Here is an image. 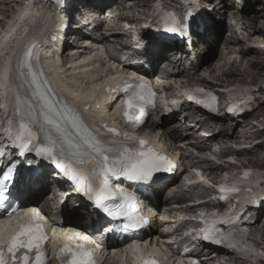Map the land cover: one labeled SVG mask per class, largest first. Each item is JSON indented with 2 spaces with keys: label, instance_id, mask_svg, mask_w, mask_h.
<instances>
[{
  "label": "bare ground",
  "instance_id": "6f19581e",
  "mask_svg": "<svg viewBox=\"0 0 264 264\" xmlns=\"http://www.w3.org/2000/svg\"><path fill=\"white\" fill-rule=\"evenodd\" d=\"M2 1V2H1ZM11 1H13L11 3ZM25 0H0V6H7V8H0V70L3 71L1 78H0V86L3 88V90H5L6 87V81H5V73L6 70L8 69L9 65H10V55L9 53H12V48H16L18 46L17 49V55H16V61L17 63H19L20 59L23 58V56H25L28 52V46L29 44L33 41V39H29L28 42L25 44L24 40H23V36H26L27 31L30 30L28 36L39 33V27H41L45 22L41 21V19H37L39 16L43 15L45 12L38 9V8H33L32 5L30 4V2L35 1V0H27L28 3L25 4L24 3ZM85 3H89V0H83ZM96 1V0H94ZM134 1V3L132 4V6H129V8H123V3H120L121 10L122 11H130L128 13L131 14V16L129 15H124L122 14V17L119 18V21L114 23L113 25H106L107 27H105L108 31L107 33L111 32L108 36H106L105 33V29L103 30L102 35L100 34V32H98L99 27L101 25V20L99 21V23L94 25V31L95 34H99L98 36L95 37V35L91 38V35H86L84 36V34H82L81 32H74V36L78 37L79 40L76 41L75 47L72 48L73 46L67 48L69 50V52H73V54L71 56H69V54H65L62 58L61 61H67L69 63V68L68 69H62V70H57L56 72L59 74V76L63 77V81L66 82L67 84H72L74 83L75 86H82L83 84H85L88 80H94L97 78L98 76V72L102 71L105 67H103L101 70L95 69L93 68V64L94 62H98L99 61V56L102 54V52L98 49H93L95 47H101L104 46L103 49V53H105V49L108 51H113V52H117L118 50L115 49L114 45L117 44L119 42V40H122V38H126L128 39L131 34H133V25H135L134 28V33L135 34H139V26L142 23H147V19L144 17L141 19V17H139L140 19L136 18V15L133 13V10H135L136 8H142L145 7L146 10V14L145 16H147L151 6L153 4H155L156 0H139V1ZM2 3V4H1ZM15 4L16 7H13V5ZM89 7L97 9L98 11L102 8L101 5H95V6H91L89 5ZM230 7H228V5H224L221 9H223V14H225ZM16 10L18 11V13L15 15L14 12H16ZM249 10H251L250 8L247 9H243L242 14H238L241 16L240 20H245L247 21V25H246V41L248 42H253L256 44L259 43H263L264 44V23H262L261 19L259 17H256L252 14V12H249ZM13 11V12H12ZM148 11V12H147ZM12 12V14H10ZM10 14V15H9ZM28 16H25L27 15ZM200 14V13H199ZM46 15L48 16V12L46 13ZM260 16H261V12H260ZM6 19H5V18ZM13 17H15V20L19 19V22H24V26L21 27L18 24H13ZM203 19V16H200ZM111 18V17H110ZM261 18H263L261 16ZM46 17L43 19L45 20ZM97 19V18H96ZM264 19V18H263ZM8 20V22H6ZM208 21V19L204 20L203 22L206 24V22ZM236 24V22H234ZM9 25L6 29L4 28V25ZM128 27V28H126ZM232 30H236V29H232ZM205 32H208L209 34H214L215 32H211V28L210 25H208L206 27ZM153 34V33H152ZM237 32L235 31H231L230 36L226 39L225 41V50L228 51L231 54H236L237 55V59L233 60L231 62V64L229 65V68L226 71H223V74L221 76V78H217V80L222 84L223 88H226L227 86H236V83L238 82L237 77L240 75H243L242 73H244L243 71H241L238 67H242L244 66V64L246 65L247 62H251L252 63H257L255 65V69L257 70V65H258V61H259V57L258 55L262 56V53L264 52V48H253V47H242L240 48V50L235 52V49L233 46L236 45H242V43L244 41H242L240 38L237 37ZM259 35V36H258ZM70 36V35H69ZM258 36V37H256ZM150 40L152 42H157L158 39L157 37H154V34L152 36H145V42L143 44V49L145 50L144 53V57L147 58V62L151 65V69H150V73H154V66L158 68L157 62L154 61L153 59H149L148 55H146V53H148V51H151V48L149 47V45H146V40ZM202 40L206 41L205 36L202 37L197 41V44L201 43ZM88 42L89 46H82L81 42ZM66 42V41H65ZM79 42V43H78ZM136 42H139V38H131V44H136ZM133 44V45H134ZM149 44V42H148ZM257 51V52H256ZM256 52V53H255ZM136 54H138V50L135 51ZM253 54L252 56L254 57V59L250 60V56H246L248 54ZM113 55V60L116 59L119 55H114V53H112ZM256 55H257V60L256 59ZM160 56H162V54H160ZM165 56H163L164 58ZM36 58V54L33 50L31 57H30V61H31V65H33V60ZM78 60V61H76ZM119 62H122L121 60H118ZM256 61V62H254ZM178 62L176 61L175 64H177ZM45 64H48L47 62ZM203 64V62H199L197 63V65H193V63L191 64V66L193 67V71H195V74H198L202 71H205V69H210L211 64L205 63V68L201 67ZM229 64V63H228ZM262 65H264V58L261 62ZM240 65V66H239ZM260 67V66H258ZM113 68V67H112ZM178 68H181L180 66ZM125 69V68H124ZM140 67L136 66V69L133 70L135 72H140L139 71ZM78 70V71H76ZM260 70V69H258ZM185 68L182 70H179V72H175V73H165V74H161V78L164 79L166 81V83H168V81H180L181 78H185L188 76V74H186L185 72ZM258 72L257 71L255 76H252V83L254 84H258L261 85L260 83L256 82V77L258 76ZM21 78V81L23 83V91L22 92H17L18 96L20 98H22L24 100V102L26 103V110L28 112L29 115H35V113H30V104L33 103V97L29 92V89L26 87V85L28 84V80L27 78H25L24 76H22V74H20L19 72H17ZM262 73V72H261ZM216 74V72H215ZM78 76V77H77ZM149 76V74H148ZM219 76V75H218ZM213 77V76H212ZM215 78V77H214ZM213 78V79H214ZM216 79V78H215ZM54 80H56V78H54ZM260 81V80H259ZM194 81H190L188 82V84L193 83ZM204 84H202L201 86H206L209 87L210 89L216 90V87H212L211 88V83L208 79L204 78L203 81ZM181 83V82H180ZM161 84H165V83H161ZM47 85V84H46ZM181 88V87H180ZM172 90V86H170L167 91ZM261 92L264 91V88H261L260 90ZM48 92L49 95L53 96V98L55 100L59 101V106L61 108H64L65 106H67V109L71 110L72 114L78 119L81 117L84 119V114H82L80 112V110L78 109L76 103L74 104H70V102L68 101L69 104H67V102H65L64 98L61 96V94H59L55 89L51 88L48 84ZM66 94L71 98L72 100V92L68 91V89L66 90ZM233 95H237L236 93ZM76 106V107H74ZM184 110V108H183ZM189 110V109H188ZM186 110V114L187 111ZM106 107L105 104H102V107L100 110H95V111H89L87 113V115L92 118L94 115H99V116H106ZM174 114V111H173ZM186 114L183 113L182 116H186ZM174 116H170V118H167V120H173L174 121ZM185 119H187V123H190V121L193 119L191 116H186ZM158 122H153V119H150V121L148 122V128L151 129L152 131H161L162 129H164V127H166L167 121L164 120V118H162V123ZM224 122L223 118H220V121L218 122L217 125H213L210 122H207L204 126L205 127H209L216 129V127L219 129L220 125H222ZM181 122H178V124H180ZM185 124V125H186ZM241 123H236V125H234V127H226L224 126V128L219 132V131H212V132H216V135L214 137H211L212 134H210L211 130H208L207 132H209V134H207V136L209 138H206L200 145H197L196 148L193 147L191 145V147L195 148L197 151L206 154L208 151H212V147L214 146H222L223 144H228L229 142H233L236 139H240V137H236L237 134V130L238 128L241 127L240 125ZM253 123H248L247 127L252 128V130L256 129V126L252 125ZM212 127H211V126ZM183 126V125H182ZM205 129V128H204ZM189 132V131H188ZM167 134L169 137H171L172 140L174 141H178L181 140L182 142L185 143H189L191 144V140H188V137H184L183 132L182 131H178V130H170L167 131ZM192 134V133H191ZM152 138H154V136H152ZM253 139V136L248 137L247 141H251ZM173 148V147H172ZM180 148V147H179ZM178 148V150H180ZM264 150V142L255 145L253 147L250 148H245L242 149L240 151L235 150V148H226L221 150V152L219 153V160H224L227 159V157L229 156H235L237 157V160H240L243 156L248 157L249 156V162L246 164L244 163V165H248V166H254V167H259V166H263V164H260L259 162V157H262V152ZM170 151L174 152V149H170ZM177 155H181V160H187L188 157L185 155V153H177ZM254 160H256L257 162H255ZM264 161V158L262 159ZM209 166H211L213 168V173L215 174V177H218V172H225L226 170H228V168H232L233 166L229 163H227L225 161V163H221L220 165L216 164V163H211L208 162ZM257 164V165H256ZM45 188V186L40 183V188L36 187L32 190L29 191V197H34L36 195V191H42ZM181 197L175 196L172 199L168 198L165 200L167 201V203L169 201H177L179 200ZM181 200V199H180ZM164 201V202H165ZM159 206V203L157 204V208ZM76 214V213H74ZM81 215H91L90 212H88V208L85 207L83 208V210L80 213ZM171 215H173V213H171ZM164 223H168V220H164ZM168 225V224H165ZM256 228V227H254ZM262 233H263V237H264V225L262 226ZM5 231V227H0V235L3 234V232ZM163 238H168L163 236ZM138 252L140 253V257L143 256L144 251L141 252V250H139L137 248ZM135 255H137V253H134ZM213 262V260H212Z\"/></svg>",
  "mask_w": 264,
  "mask_h": 264
},
{
  "label": "snow or ice",
  "instance_id": "6c2138e0",
  "mask_svg": "<svg viewBox=\"0 0 264 264\" xmlns=\"http://www.w3.org/2000/svg\"><path fill=\"white\" fill-rule=\"evenodd\" d=\"M191 15V12H187L184 14V18L181 19L175 12L169 13L166 30L172 33L185 31L189 27L187 21ZM30 55L31 52L29 51L26 56ZM27 66L31 69V65ZM21 74L23 75V73ZM31 86H33L31 95L34 99L29 108L30 113L36 115H30L29 123H21L16 133L15 140L19 141L16 146L19 147L20 154L23 155L25 151L36 150L38 155L50 160L65 176L75 181L78 185V191L86 188L87 191L92 192L95 197V206L103 209L108 215L123 214L120 210L114 212L106 206L105 202L115 194L109 185V175H122L129 180L147 182L152 179L153 173L168 171L174 167L172 161L160 156L152 149H148L147 152L141 151L139 154L125 150V156L118 164L110 161L106 153L112 151V149L106 147L99 138L82 128L71 110L67 109V106L61 108L59 101L55 100L44 89L36 73L31 74ZM139 87L144 88L146 86L139 85ZM140 99H143V97L141 96ZM128 106L132 107V100L128 101ZM125 115L128 116V113L126 112ZM143 115V110H141V116ZM37 116L40 119H37ZM128 118L131 119L132 117L128 116ZM33 123L39 124L38 131H33L31 126ZM5 131L11 135L10 129H5ZM38 132L44 136L43 141L39 143H37ZM53 132L58 135L53 136ZM77 136L80 137L82 142L77 141ZM139 143L144 145L146 141L141 140ZM66 160L69 162L66 163ZM72 160H75L79 166L74 167L70 162ZM92 163H95L100 169L102 179L98 184L94 182L90 171L85 168L86 164ZM245 175H248V173L246 172ZM5 179H8V177H5ZM2 193L3 186L0 183V204H3L6 199ZM17 211L18 209L13 207L9 215ZM136 226L137 224L131 217H129V223L124 225L125 228ZM207 238L206 235L205 239ZM45 239L41 225H20L8 239L6 250L0 247V264H8V254L11 255L13 264H17V261H19V264H30L28 253L33 250L38 253L35 257L36 264H43L42 257L44 254L40 251V247ZM73 247L76 251L72 253V259L68 264H94L91 253L83 249L82 245H65L61 251H72ZM25 249L26 252L17 256V253H21ZM145 264H152V262L146 261Z\"/></svg>",
  "mask_w": 264,
  "mask_h": 264
},
{
  "label": "rangeland",
  "instance_id": "374dc122",
  "mask_svg": "<svg viewBox=\"0 0 264 264\" xmlns=\"http://www.w3.org/2000/svg\"><path fill=\"white\" fill-rule=\"evenodd\" d=\"M79 1H83V0H79ZM135 1H139V0H135ZM12 2L13 1H11V3ZM100 2H103L104 7H109L113 3H116L117 0H96L93 2V4L96 5V4H99ZM202 2L204 3V7L207 11L208 16L210 17V23L212 26L211 32L212 33L215 32V33L209 34L207 32L205 34V32H204L203 34H201V35L205 36L206 41L202 40L201 43L196 45V50L194 51L192 59L196 58L195 60L198 63L202 61L203 64L201 67L205 68V63L211 64V67H210V69H205V71H202L198 74H195V71H193V67L191 66V70H189L188 76L185 78H181L180 81H176L177 85L174 86V89L170 92V94L172 96L175 94H178V92H179L178 89H180V86L187 85L188 82H190V81H194L193 83H199L200 85L204 84L203 82H201V81H203L204 78H206L210 81L211 87H216V89H222L223 88L222 84L217 80V78L218 77L221 78L223 71H226L229 68V65L231 64V62L233 60L237 59L236 54H231L225 50L224 44H225L226 39L230 36L231 31L237 32L238 33L237 37L240 38L242 41H244L242 43V45H240V46L239 45L233 46L235 49V52L240 50L241 46L242 47L245 46L246 48L249 46L253 47V48L258 47V44L253 43V42H248L245 40L246 35H247L246 34L247 32L245 31L247 21L240 20L241 16L238 14H242L243 9L250 8L251 10H249V12H252V14L256 17H259L261 19L262 23H264V19H263L264 18V0H245V4L240 10L233 7L231 0H202ZM225 4L228 5V7H230V8L225 14H223V9H221V8ZM13 7H16V5L14 4ZM0 8H7V6H0ZM146 10L147 9L145 7H142L141 9L136 8L135 10H133V13L136 15V18L140 19L139 17H141V19H142V18L146 17L145 16ZM12 12L10 14H12ZM124 12L127 15L131 16V14L128 13L130 11H124ZM260 12H261V16L263 18H261ZM114 22H115V20H114ZM234 22H236V24ZM233 24H235L234 29H236V30H232ZM133 35L138 37V34H132V37H133ZM258 36H256V37H258ZM119 41L124 43L127 40L125 38H122V40H119ZM148 42L150 43V41H148ZM70 45H71V43H70ZM150 47L153 48L155 51H158V48H159L158 44H156V43H154V44L150 43ZM252 55L253 54L250 53L246 56H250L249 59L252 60V59H254V57H253L254 55L253 56ZM258 57H259V61H258V65H257V70L254 68L257 63L250 64L252 61L247 62L246 65L244 64V66H242V67H238L241 71H243V72L245 71V72L242 73L243 75H240L237 77L238 82L236 83V86H234L235 88H240L241 86H249V85H254L252 87H249V89H251L253 91H257L259 89L261 90V88H264V65L261 64V62L264 58V52L262 53V56L258 55ZM255 60H257V55H256ZM254 62H256V61H254ZM179 65H180V61L176 67H178ZM161 66H165V65H163V63H162ZM258 66H260V67H258ZM258 69H260V70H258ZM257 71H260V72H258V76L256 77V82L260 83L261 85L252 83V76L253 75L255 76ZM215 72H216V74H215ZM254 95H255V97L259 98V100L254 105V107H256L257 110L248 116L245 123L240 124L241 127L238 128V130L236 131L237 132L236 137L238 136V137H240V139H236L233 142H229L228 144H223L222 146H218V147H216V150L214 152H220L221 150L229 148V147L235 148V150L240 151L242 149L250 148V147H253L255 145H258V143H260V142H264V130H262V128L264 126V116L261 115L264 113V91L263 92H255ZM164 114L166 115V113H164ZM161 118H162V116H161ZM255 118L258 119V121L252 120ZM261 118L263 120H259ZM179 119H180V117L177 115V118L173 122L167 123L166 127H164V129H162L160 131V133H158V135L159 134H160V136L163 135V140L165 141V143L168 146L173 147V149L176 153H181V152L185 153L186 156L192 157L191 161H195L197 159L196 155L202 156L199 154V152L197 150H194L188 144V142L182 143L179 141L172 140L171 137H169L167 134V131L174 130L178 126L177 124L179 122ZM253 122H256V124H257V127L254 130H252V128H250V127H247L248 123H253ZM213 125H216V124H213ZM234 125H236V122H234L230 119L225 120L223 122V124L221 125L220 130H222L224 128V126L229 128V127H234ZM207 128H209V127H207ZM212 129L214 130V128H211V130ZM199 133L200 134L205 133V131L199 130ZM251 136H253V139L251 141H247V138L251 137ZM178 148L180 150H178ZM209 155H210L211 159L214 156V159L218 163H225V161L226 162L230 161L232 163V165H234L235 167H237V166H248V165H244V163L247 164L250 160L249 156L248 157L243 156L240 160H237V157H235V156L230 158V160L229 159L219 160V153L218 154H212L211 153ZM203 157H207V155L204 154ZM263 158H264V150L262 152V157H259V162H260V164H263V166L256 167V169L261 170L260 173H264V161L262 160ZM254 161L257 162L256 160H254ZM219 173L220 172H218L217 174H219ZM207 191L208 190L200 189L197 191L184 193L182 195H184L183 196L184 198H189V197H193L194 195H197V194L205 193ZM167 195L168 194L164 195L163 198H166ZM170 208H171V205H168L165 207V216L166 217L171 216L170 215L171 214ZM262 237H263V233H262Z\"/></svg>",
  "mask_w": 264,
  "mask_h": 264
}]
</instances>
